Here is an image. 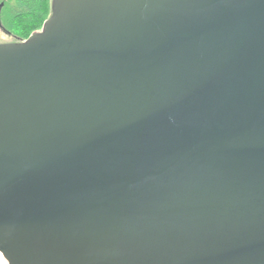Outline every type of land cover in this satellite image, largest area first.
<instances>
[{"label":"water","instance_id":"95a60500","mask_svg":"<svg viewBox=\"0 0 264 264\" xmlns=\"http://www.w3.org/2000/svg\"><path fill=\"white\" fill-rule=\"evenodd\" d=\"M0 253L264 264V0H51L0 44Z\"/></svg>","mask_w":264,"mask_h":264},{"label":"trees","instance_id":"16d2710c","mask_svg":"<svg viewBox=\"0 0 264 264\" xmlns=\"http://www.w3.org/2000/svg\"><path fill=\"white\" fill-rule=\"evenodd\" d=\"M50 14L51 0H5L0 22L15 39L23 41L38 32Z\"/></svg>","mask_w":264,"mask_h":264},{"label":"rangeland","instance_id":"374dc122","mask_svg":"<svg viewBox=\"0 0 264 264\" xmlns=\"http://www.w3.org/2000/svg\"><path fill=\"white\" fill-rule=\"evenodd\" d=\"M4 1L5 0H0V3H4ZM0 20H2L1 17H0ZM0 24H1V27H0V44L20 42L17 39H15L12 34H9V32L5 29V27H3L4 24L2 25V22H0Z\"/></svg>","mask_w":264,"mask_h":264},{"label":"built area","instance_id":"2783aa9c","mask_svg":"<svg viewBox=\"0 0 264 264\" xmlns=\"http://www.w3.org/2000/svg\"><path fill=\"white\" fill-rule=\"evenodd\" d=\"M0 264H7L6 260L4 259L1 253H0Z\"/></svg>","mask_w":264,"mask_h":264},{"label":"flooded vegetation","instance_id":"af4514ba","mask_svg":"<svg viewBox=\"0 0 264 264\" xmlns=\"http://www.w3.org/2000/svg\"><path fill=\"white\" fill-rule=\"evenodd\" d=\"M7 32V31H6ZM8 33V32H7Z\"/></svg>","mask_w":264,"mask_h":264}]
</instances>
